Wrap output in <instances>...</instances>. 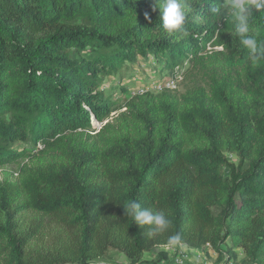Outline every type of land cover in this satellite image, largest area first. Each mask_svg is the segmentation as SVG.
I'll list each match as a JSON object with an SVG mask.
<instances>
[{"label": "trees", "instance_id": "16d2710c", "mask_svg": "<svg viewBox=\"0 0 264 264\" xmlns=\"http://www.w3.org/2000/svg\"><path fill=\"white\" fill-rule=\"evenodd\" d=\"M154 3L0 0V169L27 159L0 179V264H99L111 250L143 264L155 247L221 253L227 240L264 264V79L253 96L219 87L206 108L171 90L136 93L109 120L104 78L138 59L174 69L223 53L208 45L251 57L224 0H184L187 36L169 35ZM250 12L264 45V9ZM92 116L108 120L96 133ZM129 199L170 223L140 227Z\"/></svg>", "mask_w": 264, "mask_h": 264}, {"label": "rangeland", "instance_id": "374dc122", "mask_svg": "<svg viewBox=\"0 0 264 264\" xmlns=\"http://www.w3.org/2000/svg\"><path fill=\"white\" fill-rule=\"evenodd\" d=\"M224 8L229 12V9L225 6ZM210 49L222 51L223 53L221 55H208L202 60H179V65L174 69H162V64L144 62L138 59L134 66L130 65L118 70L113 75L105 77L101 91L112 94L116 102V110L111 114L113 118L109 120L114 121V118L125 110L123 106L139 89L146 88L154 80L163 79L167 75L174 78L176 87L171 91L180 100L188 102L196 99L202 108L218 104L220 98L217 89L219 87L227 90L236 89L244 94L251 91V96H253L257 82L264 79V59L254 60L251 57H232L228 51L223 50L221 47L208 45L206 51L212 52ZM175 70H177V73L173 74ZM119 107L122 109H119ZM106 122L108 120L101 124L92 116L94 130L92 133H96ZM256 125L258 124L255 119L251 118V137L249 138L251 144L254 142L256 131L254 128ZM30 146L31 144L20 141L17 143L16 148L21 150L24 147L30 148ZM37 147H40V144ZM226 156L228 160L234 163L239 161L235 154L226 153ZM26 161L27 159L23 158L18 161L19 164L1 168L0 179L4 170L13 171L15 172L14 176H16L18 168ZM221 249V253L216 252L211 247L205 250H197L186 244L175 242L145 252L143 264H255L252 261L250 262L245 252L234 246L230 240L221 245ZM99 264H129V262L122 252L111 250L106 260L99 262Z\"/></svg>", "mask_w": 264, "mask_h": 264}, {"label": "clouds", "instance_id": "9594fccd", "mask_svg": "<svg viewBox=\"0 0 264 264\" xmlns=\"http://www.w3.org/2000/svg\"><path fill=\"white\" fill-rule=\"evenodd\" d=\"M224 6L232 15L235 24L234 32L240 36L242 45L248 50L251 58L257 60L264 57V52L260 57L254 55L264 49V45L258 44L256 38L249 35L250 9L253 7L258 11L264 9V0H224ZM157 8L160 10L162 27L169 35L177 31H182L184 36L188 35L185 22L190 9L184 0H155L152 11L155 12ZM211 11L217 13L219 9L212 8ZM145 17L150 20L147 12H145ZM123 206L126 215L132 217L133 221L142 228L145 225H154L156 229H162L170 223L164 214H153L147 208H142L141 203L135 199L125 201ZM146 235L151 238L154 231L149 229Z\"/></svg>", "mask_w": 264, "mask_h": 264}, {"label": "built area", "instance_id": "2783aa9c", "mask_svg": "<svg viewBox=\"0 0 264 264\" xmlns=\"http://www.w3.org/2000/svg\"><path fill=\"white\" fill-rule=\"evenodd\" d=\"M177 70H175L173 74H176ZM160 79L154 80V82H152V84H150L146 88L142 87L141 89L138 90L137 93L142 94V93L147 92V91L152 92V93H158V92H162L164 90H172L176 87L174 78L171 75H167V76H165V78H163V79L160 78Z\"/></svg>", "mask_w": 264, "mask_h": 264}]
</instances>
